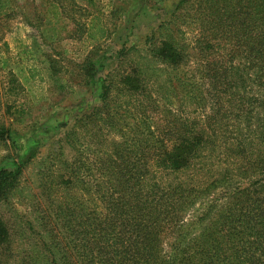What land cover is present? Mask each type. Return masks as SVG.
<instances>
[{"label": "trees", "instance_id": "obj_1", "mask_svg": "<svg viewBox=\"0 0 264 264\" xmlns=\"http://www.w3.org/2000/svg\"><path fill=\"white\" fill-rule=\"evenodd\" d=\"M51 8L59 9L56 0ZM157 10L162 22L143 39L147 56L165 67L161 79L157 77L154 83L164 92L163 84H172L170 75L175 74L174 88H183L189 101L205 115L200 119H182L169 111L155 129L148 124L150 117L141 119V123L134 118L137 122L130 129L133 140H129L124 129H120L122 118L129 116L126 109L122 111L127 104L118 102L110 80L100 79L101 105L77 115L62 144L74 142H67L74 130L84 134L99 127L121 132L123 142L112 141L113 152L92 160L89 166L75 157L72 163L63 162L66 172L53 177L58 187L66 189L69 199L59 203L55 213L40 207L25 214L26 220L19 217L12 198L22 192V169L29 158L13 168H1L0 209L5 207L12 220L0 214V264H264V221L261 227L251 229L246 239L242 236L249 232V216L264 217V199H255L250 189L240 188L242 193L238 189L223 217L228 218L240 209H247L248 214L234 213V224L226 222L228 228L215 224V228L204 229L202 235L189 239L209 214L196 221L181 220V215L195 203L200 188L190 187L177 177L208 161L203 159L204 153L214 149L213 143L222 138L225 120L241 121L249 138H256L255 148L259 149L260 143L264 145V0H175L171 7L159 6ZM58 17L60 14L56 13L52 18ZM188 25L198 31L191 44L193 57L176 40L177 34L184 35L183 26ZM86 27L91 49L109 37L99 23ZM127 43L112 54L119 64L134 49L128 48ZM91 49L88 48L82 67L90 63ZM190 59L197 66L191 77L182 76L178 71ZM94 67L90 63L86 69L90 79L97 74ZM140 81L131 76L120 79L117 82L122 87L117 92L145 93V83ZM251 87L257 93L246 91ZM145 124V129L139 126ZM5 132L0 129V140ZM146 135L160 147L150 146ZM237 140L240 153H246L240 138ZM152 162L160 171L152 169ZM240 163L236 169L241 174L253 165V161ZM86 169L98 173L111 191L104 203L105 215L98 212V206L87 207L89 191L82 193V202L73 191L87 183L81 175ZM263 169L260 175H264ZM172 175L174 184L169 179ZM225 177L230 180L228 175ZM212 186L211 183L204 188L207 191ZM46 198L50 199V193ZM40 212L43 217L39 220L35 216ZM223 231L226 233L222 234Z\"/></svg>", "mask_w": 264, "mask_h": 264}, {"label": "rangeland", "instance_id": "obj_2", "mask_svg": "<svg viewBox=\"0 0 264 264\" xmlns=\"http://www.w3.org/2000/svg\"><path fill=\"white\" fill-rule=\"evenodd\" d=\"M53 1L0 0V129L6 130L4 139L0 140V169L13 168L16 163L29 158L22 169V192L12 198L13 207L17 209L19 217L25 220V214H31L40 207L55 213L57 205L69 199L66 189L58 187L57 179L53 177L66 172L63 162L72 163L75 157L77 161L81 158L89 166L92 160L113 152L112 141L123 142L121 132L113 133L99 127L84 134L74 130L71 139L67 140L74 142L62 144L77 115L101 105L100 79L110 80L118 102L127 104L123 105L122 111L126 109L129 116L122 118L120 129H124L123 133L129 140H133L130 129L137 122L134 118L141 123V119L150 117L148 124L151 129H155L158 121L166 119L169 111L182 119H200L205 115L203 110L197 109L189 101L183 88H174L175 74L170 75L172 84L164 83V92L159 90L154 81H157V77L161 79L165 67L146 54L143 39L151 28L162 22V17L158 18L157 7L169 8L175 0L164 3L162 0H56L59 9L55 10L51 8ZM56 13L60 17L52 18ZM90 23H99L109 32L108 39L101 40L96 49H91L86 37V26ZM181 31L184 35L177 34L176 40L181 41L193 57L191 44L198 31L192 25L183 26ZM127 41L128 48L134 49L128 51L119 64L112 54ZM88 48L92 51L90 63L97 72L94 79L88 78L86 69L90 68V63L82 67L90 51ZM195 66L197 63L190 59L178 72L191 77ZM94 71L91 75H94ZM127 76L143 81L147 91L135 95H126L124 93H131L125 91L118 93L122 85H118L117 81ZM246 91L257 93L253 87ZM139 126L146 128V124ZM223 127L222 138L213 143L215 148L204 153L203 159L208 161L177 175L181 182L200 188L195 203L181 215V220L196 221L209 214L202 222L203 226L197 228L189 239L202 235L204 229L215 228V224L228 228L226 222L234 224L231 217L234 213L248 214L247 209H240L231 212L228 218L223 217L231 208L234 201L231 198L238 189L241 193L244 192L241 189H250L255 199H264V175L259 174L264 166V145L260 143L259 149L255 148L256 138H249L241 121L234 123L225 120ZM146 138L150 140V146L160 147L153 143V138L147 135ZM239 138L246 150L244 154L238 149ZM245 160L253 161V165L241 174L237 169L242 165L240 162ZM154 163L150 164L152 169L160 171ZM87 169L81 174L87 182L84 188L82 183L73 191L81 202L82 193L87 194L89 191L87 200L90 202L87 201V207L91 209L92 206H98V212L100 210L105 215L107 208L104 203L111 197V191H108L98 173H89ZM169 179L175 183L174 175ZM211 183L213 186L206 191L204 187ZM49 193L50 199L47 200ZM6 210L2 207L0 214L10 218ZM261 210L264 212V208ZM41 213L35 216L39 220L43 217ZM248 220L252 222L247 226L249 232L242 235L245 239L251 229L261 227L264 217L249 216Z\"/></svg>", "mask_w": 264, "mask_h": 264}]
</instances>
